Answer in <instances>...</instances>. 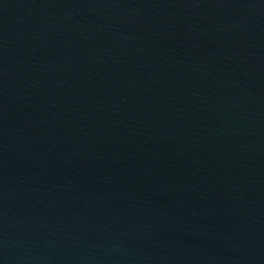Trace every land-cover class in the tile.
<instances>
[{"label":"water","instance_id":"water-1","mask_svg":"<svg viewBox=\"0 0 264 264\" xmlns=\"http://www.w3.org/2000/svg\"><path fill=\"white\" fill-rule=\"evenodd\" d=\"M0 264H264V0H0Z\"/></svg>","mask_w":264,"mask_h":264}]
</instances>
